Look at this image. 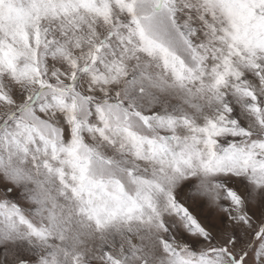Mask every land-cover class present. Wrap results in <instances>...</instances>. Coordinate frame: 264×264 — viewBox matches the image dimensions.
I'll use <instances>...</instances> for the list:
<instances>
[{"label": "snow or ice", "instance_id": "6c2138e0", "mask_svg": "<svg viewBox=\"0 0 264 264\" xmlns=\"http://www.w3.org/2000/svg\"><path fill=\"white\" fill-rule=\"evenodd\" d=\"M0 264H264V0H0Z\"/></svg>", "mask_w": 264, "mask_h": 264}]
</instances>
